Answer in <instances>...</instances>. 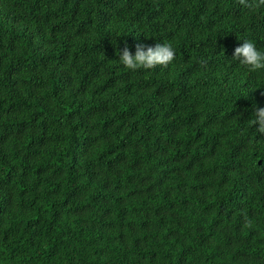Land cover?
I'll use <instances>...</instances> for the list:
<instances>
[{"label":"trees","instance_id":"trees-1","mask_svg":"<svg viewBox=\"0 0 264 264\" xmlns=\"http://www.w3.org/2000/svg\"><path fill=\"white\" fill-rule=\"evenodd\" d=\"M244 41L264 6L0 0V264H264ZM156 43L166 67L121 63Z\"/></svg>","mask_w":264,"mask_h":264},{"label":"clouds","instance_id":"clouds-1","mask_svg":"<svg viewBox=\"0 0 264 264\" xmlns=\"http://www.w3.org/2000/svg\"><path fill=\"white\" fill-rule=\"evenodd\" d=\"M238 2L246 8H259L264 6V0H238ZM146 48V50H145ZM121 63L129 70L153 69L156 66H167L175 58V51L170 43L159 44L155 46H147L144 44L136 45V52L133 56L127 48L120 54ZM233 59L238 60L249 71H258L264 69V52L258 50L251 41H244L242 46L235 48ZM255 119L252 121L254 125L259 124L258 132L264 133V108H257L254 112Z\"/></svg>","mask_w":264,"mask_h":264}]
</instances>
